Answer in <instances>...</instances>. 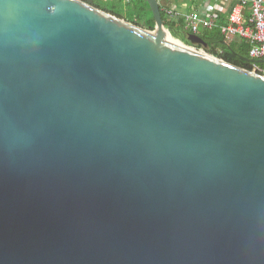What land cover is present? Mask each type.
I'll list each match as a JSON object with an SVG mask.
<instances>
[{"label":"water","instance_id":"95a60500","mask_svg":"<svg viewBox=\"0 0 264 264\" xmlns=\"http://www.w3.org/2000/svg\"><path fill=\"white\" fill-rule=\"evenodd\" d=\"M145 1L0 0V264H264V61Z\"/></svg>","mask_w":264,"mask_h":264},{"label":"trees","instance_id":"16d2710c","mask_svg":"<svg viewBox=\"0 0 264 264\" xmlns=\"http://www.w3.org/2000/svg\"><path fill=\"white\" fill-rule=\"evenodd\" d=\"M92 5L143 29L154 30L155 28L152 12L145 0H134L131 4H126L124 0H112L109 3L104 0H92ZM161 16L164 29L173 39L180 41L184 45L194 47L188 41V36L193 33L187 28L184 19H176L167 10L162 8ZM197 35L208 44L209 49L207 50L202 46L195 48L204 50L206 55L212 58L224 60L225 55L229 51H233L239 57L250 59L251 47L243 40H236L230 45L227 44L222 35L221 27L212 30L202 28ZM224 43H226V46ZM227 62L243 70L254 72L253 65L243 63L239 58L237 61ZM259 68L264 71V65H260ZM258 75L263 76L260 73Z\"/></svg>","mask_w":264,"mask_h":264},{"label":"built area","instance_id":"2783aa9c","mask_svg":"<svg viewBox=\"0 0 264 264\" xmlns=\"http://www.w3.org/2000/svg\"><path fill=\"white\" fill-rule=\"evenodd\" d=\"M134 0H124L131 4ZM223 4L231 3L232 10L228 23L221 28L227 44L236 40L245 41L250 47V59L253 61H264V0H217ZM250 18L246 20V14ZM170 15L172 13L170 12ZM189 31L197 35L202 28L214 29L212 21L202 18L197 11H192L185 17ZM254 66V72L264 76V71L259 66Z\"/></svg>","mask_w":264,"mask_h":264},{"label":"crops","instance_id":"0c3cea01","mask_svg":"<svg viewBox=\"0 0 264 264\" xmlns=\"http://www.w3.org/2000/svg\"><path fill=\"white\" fill-rule=\"evenodd\" d=\"M111 2L112 0H104ZM162 9L172 13L176 19H185L192 11H197L202 18L210 20L215 28L224 27L229 20L232 4H223L217 0H158ZM250 14H246V20Z\"/></svg>","mask_w":264,"mask_h":264},{"label":"rangeland","instance_id":"374dc122","mask_svg":"<svg viewBox=\"0 0 264 264\" xmlns=\"http://www.w3.org/2000/svg\"><path fill=\"white\" fill-rule=\"evenodd\" d=\"M178 41V40H177ZM180 44H182L183 46H188V45H184L183 43H181L180 41H178ZM188 47H190V48H192V49H195L196 51H199V52H203V53H205L204 52V50H199V49H197V48H195V47H191V46H188ZM253 73H255V72H253ZM255 74H257V73H255Z\"/></svg>","mask_w":264,"mask_h":264},{"label":"bare ground","instance_id":"6f19581e","mask_svg":"<svg viewBox=\"0 0 264 264\" xmlns=\"http://www.w3.org/2000/svg\"><path fill=\"white\" fill-rule=\"evenodd\" d=\"M169 40H170L171 42L175 43V44H178V42L173 41L171 38H169Z\"/></svg>","mask_w":264,"mask_h":264},{"label":"flooded vegetation","instance_id":"af4514ba","mask_svg":"<svg viewBox=\"0 0 264 264\" xmlns=\"http://www.w3.org/2000/svg\"><path fill=\"white\" fill-rule=\"evenodd\" d=\"M228 53H229V52H228ZM237 60H238V58H237V59H235V60H233V61H237ZM233 61H232V62H233Z\"/></svg>","mask_w":264,"mask_h":264}]
</instances>
